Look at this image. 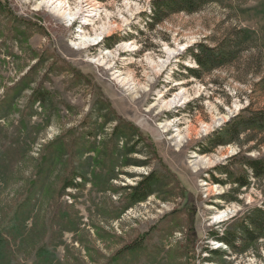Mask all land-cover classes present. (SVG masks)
<instances>
[{
	"label": "rangeland",
	"instance_id": "374dc122",
	"mask_svg": "<svg viewBox=\"0 0 264 264\" xmlns=\"http://www.w3.org/2000/svg\"><path fill=\"white\" fill-rule=\"evenodd\" d=\"M1 2L6 264H264V235L239 228L264 209V173L246 164L264 159V129L222 134L264 111V0H199L158 21L165 0ZM227 231L236 249L214 237Z\"/></svg>",
	"mask_w": 264,
	"mask_h": 264
},
{
	"label": "trees",
	"instance_id": "16d2710c",
	"mask_svg": "<svg viewBox=\"0 0 264 264\" xmlns=\"http://www.w3.org/2000/svg\"><path fill=\"white\" fill-rule=\"evenodd\" d=\"M199 0H165L164 4L161 6V2L155 7V21H158V15L162 13V8H165V13L168 14L169 12L179 11V10H187V11H194L197 9V3ZM163 2V1H162ZM2 4L0 0V5ZM156 23V22H155ZM232 46V42H228L224 45L223 50L218 52L219 55L222 54V57L231 53L230 47ZM204 47V46H202ZM211 51L213 49L209 48H202V52L204 53L203 56H198L199 64L203 68H211L216 65V61H218ZM221 53V54H220ZM219 58V57H218ZM224 59V58H222ZM258 126L260 129H264V111L257 112L251 114L248 117H241L239 121L235 123L234 126H230L223 130L222 134L227 135L228 137H232L234 135L239 136L241 131L244 129H248L250 127ZM220 144H224V141H220ZM246 164L252 168L254 174L256 176H260L264 173V159H248ZM236 182H239L240 185H246V181L242 178H237ZM151 184H152V177H147L144 181H141L137 186L132 187L131 192V199L133 202H139L145 200L151 194ZM76 183L74 180H69L65 183L64 188L67 187H74ZM240 231L243 233V236L247 243L253 242L264 235V209L263 208H256L247 218L240 225ZM214 237L221 241L225 242L226 245L233 247L236 249V238L237 234L235 232L227 231L226 233L219 235L215 233ZM142 247V244L138 243L137 241L133 242V244L128 245L125 247L124 250L133 251L137 250L138 248ZM12 251V245L9 239H2L0 238V264H6L8 255ZM123 251H120V253ZM123 253L117 254L116 258L122 256ZM43 262L49 263L51 258L47 256H43Z\"/></svg>",
	"mask_w": 264,
	"mask_h": 264
},
{
	"label": "bare ground",
	"instance_id": "6f19581e",
	"mask_svg": "<svg viewBox=\"0 0 264 264\" xmlns=\"http://www.w3.org/2000/svg\"><path fill=\"white\" fill-rule=\"evenodd\" d=\"M97 40V39H96Z\"/></svg>",
	"mask_w": 264,
	"mask_h": 264
}]
</instances>
